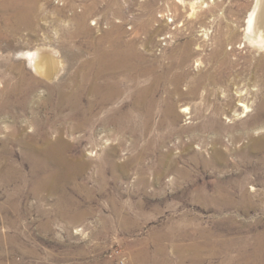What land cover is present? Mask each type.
<instances>
[{
  "label": "rangeland",
  "instance_id": "obj_1",
  "mask_svg": "<svg viewBox=\"0 0 264 264\" xmlns=\"http://www.w3.org/2000/svg\"><path fill=\"white\" fill-rule=\"evenodd\" d=\"M256 2L0 0V264H264Z\"/></svg>",
  "mask_w": 264,
  "mask_h": 264
},
{
  "label": "bare ground",
  "instance_id": "obj_2",
  "mask_svg": "<svg viewBox=\"0 0 264 264\" xmlns=\"http://www.w3.org/2000/svg\"><path fill=\"white\" fill-rule=\"evenodd\" d=\"M249 20H248V40H250L252 43L254 42H264V0H257L256 5L254 7V10L249 14ZM262 44V43H261ZM110 62H113L114 59L112 57L118 56V54H115L114 52H111L110 55L109 53H103ZM22 57L26 58L29 63L31 64L33 70L39 74L40 76H46V75H50L51 74V62L52 59L49 55L48 52L38 49L34 52H27L25 54H22ZM101 59L103 60V58L101 57ZM129 59V58H128ZM116 63L117 61L120 62V58L115 59ZM108 63V66H112L113 64ZM121 63V62H120ZM119 63V64H120ZM119 64H117L118 66H120ZM52 65V64H51ZM128 65V64H127ZM106 66V65H105ZM114 67V65L112 66ZM111 67V68H112ZM122 67V66H121ZM35 84H33L34 86ZM35 88V87H34ZM86 90V87L81 85L79 86L78 89L74 90L73 94H63L60 98V102L58 103V106L60 108L62 107H68L70 109V118L72 120V118H77L80 121V124H78L76 126V129H80L85 125L88 126H93V122L91 121V119L89 118V112L87 111H82V95H80L81 93H83ZM27 92H29L27 90ZM26 92V93H27ZM33 92V91H32ZM113 95L115 93H105L106 97H103L102 101L107 100L108 97H110V95ZM94 105L91 104V106L89 107V111L91 109V107H93ZM57 107V106H56ZM80 115H82L83 117L79 118ZM64 116V115H63ZM66 116V115H65ZM68 116V115H67ZM69 118V117H68ZM81 119V120H80ZM70 121V120H69ZM110 121V120H109ZM66 122V121H65ZM55 123V122H54ZM53 123V124H54ZM60 123V122H59ZM122 123V122H121ZM58 124V123H57ZM56 126V125H54ZM121 127V126H120ZM63 128V127H62ZM62 128L56 127L54 129V131L51 130V132L49 133V131L47 133H45L43 139H44V147L42 148L41 152L42 154H44V157H50V156H55V157H62V153H63V149L61 146V138L63 137V133L64 130ZM65 128V127H64ZM84 128V127H83ZM119 128V127H118ZM50 130V129H49ZM70 130V129H68ZM74 130V128H73ZM72 131V130H70ZM81 131V130H79ZM37 133V132H36ZM39 133V132H38ZM56 133V141H54V138L52 137L53 134ZM70 133V132H69ZM73 134V133H72ZM66 141V140H65ZM42 142V141H41ZM43 143V142H42ZM36 145V144H35ZM64 147V145H63ZM72 147V146H71ZM68 148V147H67ZM40 150V149H39ZM31 154V153H30ZM31 156V155H30ZM41 156V155H40ZM67 156V155H66ZM36 158V157H35ZM57 159V158H56ZM61 160V159H59ZM79 161V160H78ZM54 162V161H53ZM49 163V162H48ZM67 163V161H66ZM65 163V164H66ZM72 163V162H71ZM75 163V161H74ZM73 163V164H74ZM47 164V163H46ZM50 164V163H49ZM64 164V165H65ZM76 164V163H75ZM49 166V165H48ZM83 166V165H82ZM43 167V165H42ZM85 167V166H84ZM73 168V167H72ZM36 169V168H35ZM84 170V169H83ZM82 170V171H83ZM48 172V171H47ZM46 172V173H47ZM72 172V171H71ZM45 177V176H44ZM56 178V177H55ZM54 180V178H53ZM41 182V181H40ZM42 183V182H41ZM48 183V182H47ZM48 188V187H46Z\"/></svg>",
  "mask_w": 264,
  "mask_h": 264
}]
</instances>
